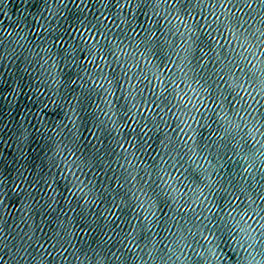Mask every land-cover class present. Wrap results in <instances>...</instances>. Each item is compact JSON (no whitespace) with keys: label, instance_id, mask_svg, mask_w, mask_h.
I'll return each mask as SVG.
<instances>
[{"label":"water","instance_id":"water-1","mask_svg":"<svg viewBox=\"0 0 264 264\" xmlns=\"http://www.w3.org/2000/svg\"><path fill=\"white\" fill-rule=\"evenodd\" d=\"M0 264H264V0H0Z\"/></svg>","mask_w":264,"mask_h":264}]
</instances>
